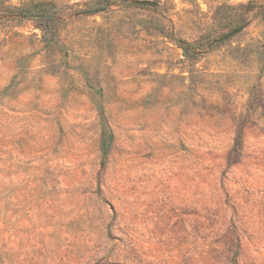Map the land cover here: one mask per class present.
<instances>
[{
  "label": "rangeland",
  "instance_id": "1",
  "mask_svg": "<svg viewBox=\"0 0 264 264\" xmlns=\"http://www.w3.org/2000/svg\"><path fill=\"white\" fill-rule=\"evenodd\" d=\"M0 264H264V0H0Z\"/></svg>",
  "mask_w": 264,
  "mask_h": 264
}]
</instances>
